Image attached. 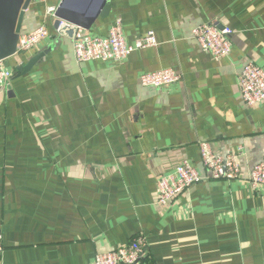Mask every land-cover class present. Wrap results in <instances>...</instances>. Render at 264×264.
<instances>
[{"label":"crops","instance_id":"crops-1","mask_svg":"<svg viewBox=\"0 0 264 264\" xmlns=\"http://www.w3.org/2000/svg\"><path fill=\"white\" fill-rule=\"evenodd\" d=\"M31 5L22 33L49 37L7 60L0 89V264H90L98 254L147 241L139 264H264V192L246 178L204 181L166 207L155 205L160 176L188 161L200 173L198 144L236 153L243 172L264 161V103L243 104L238 77L264 71V0H109L89 31L106 37L116 19L125 41L153 32L157 46L125 60L77 64L46 7ZM97 0L68 9L92 15ZM203 24L233 31L228 56L214 60L191 39ZM173 69L176 84H139Z\"/></svg>","mask_w":264,"mask_h":264},{"label":"built area","instance_id":"built-area-1","mask_svg":"<svg viewBox=\"0 0 264 264\" xmlns=\"http://www.w3.org/2000/svg\"><path fill=\"white\" fill-rule=\"evenodd\" d=\"M45 1L31 0L30 6L43 4ZM28 10L29 8L25 13ZM55 12L56 7H46L44 19H52L55 22ZM232 35L233 31L230 28H219L214 24H203L191 31V39L197 43L202 52L209 54L214 60H220L230 54ZM48 37L49 32L44 24L28 33H21L17 40L15 56L37 49ZM71 42L77 64L91 61L119 62L135 51L157 46L155 34L151 31L129 45L125 41L120 19L114 21L106 37H92L77 28ZM12 76L4 61H0V89L9 84ZM179 80L180 75L175 70L164 69L142 74L139 77V84L144 88L160 89L176 84ZM238 87L245 106L254 107L264 103V71L253 63L248 62L243 67L238 77ZM198 149L203 173L197 171L190 162L183 161L169 174L158 177L155 185V205L166 207L193 186L209 180L238 181L246 178L250 189L264 192V161L255 165L249 172H243L239 165L238 154L231 152L227 155H217L205 142L199 143ZM2 249L0 242V252ZM146 251V238L138 235L122 247L96 255L90 264H139L146 257Z\"/></svg>","mask_w":264,"mask_h":264},{"label":"water","instance_id":"water-1","mask_svg":"<svg viewBox=\"0 0 264 264\" xmlns=\"http://www.w3.org/2000/svg\"><path fill=\"white\" fill-rule=\"evenodd\" d=\"M70 1L62 0L54 15L56 20L53 27L59 36L65 38L71 39L77 28L89 31L97 18L105 19L110 14L109 0H97L96 9L90 16L68 9ZM30 2L31 0H0V61L4 63L15 56L17 40L22 33L25 10L29 8ZM40 57L42 55L32 58L23 67H16L12 78L27 73Z\"/></svg>","mask_w":264,"mask_h":264}]
</instances>
